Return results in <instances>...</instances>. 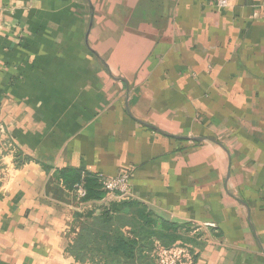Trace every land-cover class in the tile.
Segmentation results:
<instances>
[{
  "label": "crops",
  "instance_id": "obj_1",
  "mask_svg": "<svg viewBox=\"0 0 264 264\" xmlns=\"http://www.w3.org/2000/svg\"><path fill=\"white\" fill-rule=\"evenodd\" d=\"M66 169L129 173L152 264H264V0H0V264H88L76 215L119 199Z\"/></svg>",
  "mask_w": 264,
  "mask_h": 264
},
{
  "label": "trees",
  "instance_id": "obj_2",
  "mask_svg": "<svg viewBox=\"0 0 264 264\" xmlns=\"http://www.w3.org/2000/svg\"><path fill=\"white\" fill-rule=\"evenodd\" d=\"M57 175L72 190L76 183L82 182L86 201H97L105 196L99 176L77 169L62 170ZM129 210L133 212L130 216ZM76 216L79 223L72 228L73 236L68 245V252L76 261L88 264H152L149 256L151 238L158 234L152 229L154 216L141 203L128 199L113 201L100 208L98 213L90 210ZM126 226L129 230H124ZM158 238L164 244L168 241L166 235H158Z\"/></svg>",
  "mask_w": 264,
  "mask_h": 264
},
{
  "label": "built area",
  "instance_id": "obj_3",
  "mask_svg": "<svg viewBox=\"0 0 264 264\" xmlns=\"http://www.w3.org/2000/svg\"><path fill=\"white\" fill-rule=\"evenodd\" d=\"M215 8H224L228 5V0H208ZM102 190L109 198L126 200L129 199V173L121 171L112 177H101ZM73 191L79 202L84 205L86 195L82 182L74 185ZM86 206V205H85ZM213 224H206V226ZM154 258L156 264H196L194 255L189 246L184 244H174L169 246H156L154 249Z\"/></svg>",
  "mask_w": 264,
  "mask_h": 264
}]
</instances>
